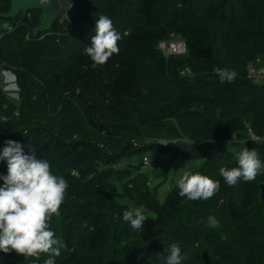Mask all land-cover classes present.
Returning a JSON list of instances; mask_svg holds the SVG:
<instances>
[{"label": "trees", "instance_id": "16d2710c", "mask_svg": "<svg viewBox=\"0 0 264 264\" xmlns=\"http://www.w3.org/2000/svg\"><path fill=\"white\" fill-rule=\"evenodd\" d=\"M69 1V23L56 18L36 34L40 10L0 16V71L12 72L18 88L13 100L0 86V115L8 118L0 146L19 141L68 182L49 221L65 244L55 264H161L173 242L184 264H264V173L233 186L218 173L245 147L264 160V82L248 75L264 60V0ZM9 8L0 0V14ZM100 15L121 34L119 54L103 65L83 51L95 34L89 17ZM170 34L184 40L183 55L159 50ZM217 68L235 70V80L221 83ZM240 131L247 137L237 152L221 144ZM157 134L175 139L163 151L168 158L144 143ZM178 159L200 161L190 172L219 181V190L189 201L174 185L159 201L144 170ZM111 182L120 190H108ZM128 208L148 216L140 232L121 219ZM209 215L218 228L205 226ZM46 258L13 251L0 254V264Z\"/></svg>", "mask_w": 264, "mask_h": 264}, {"label": "clouds", "instance_id": "9594fccd", "mask_svg": "<svg viewBox=\"0 0 264 264\" xmlns=\"http://www.w3.org/2000/svg\"><path fill=\"white\" fill-rule=\"evenodd\" d=\"M40 2L47 4L48 0ZM94 27L95 34L89 37L90 43L83 51L95 64L103 65L111 56L119 54L117 42L121 34L106 15H100ZM214 71L221 83L231 84L237 76L235 70L227 68ZM7 119L0 115V124L6 123ZM234 159V167L218 169L219 176L228 186L238 181L251 182L264 173V160L255 149L245 147ZM0 161L5 165V171L0 173V254L14 251L24 257L39 258L44 253L47 258L43 264H55V258L61 255L65 244L50 228L49 221L58 214L65 200L68 182L51 171L48 160L38 157L35 151L16 140L3 141ZM175 187L178 196L196 201L211 198L220 184L207 175L185 171L176 180ZM147 218L140 208H128L121 214V219L139 232ZM204 223L209 228L219 227V221L212 215ZM186 260L179 243L173 242L161 264H184Z\"/></svg>", "mask_w": 264, "mask_h": 264}, {"label": "rangeland", "instance_id": "374dc122", "mask_svg": "<svg viewBox=\"0 0 264 264\" xmlns=\"http://www.w3.org/2000/svg\"><path fill=\"white\" fill-rule=\"evenodd\" d=\"M208 1L214 2L216 0H208ZM58 2L60 5V8H59L56 18L60 19L64 24H66V22L69 23L68 17L66 20H65V17L68 16V12L72 10L73 3L70 2L69 0H58ZM93 17L94 16L89 17V21L90 22L92 21L95 24L96 17L95 18ZM92 28L95 31V27L92 26ZM168 39H170V37ZM180 39L181 38L176 36V39L174 40H180ZM261 59L262 58L258 57L256 61H254L255 63L251 66V68L252 67L258 68L259 66L263 65L264 60L263 59L261 60ZM146 82H147L148 87H150V85H153V81L149 80L148 78L146 79ZM259 82H261V80L260 81L258 80V83ZM0 86H1L2 91L6 94V96L9 99H13V100L17 99L16 92L18 88L15 82V76L12 72L7 71V70L0 71ZM245 126H247V124ZM242 131L238 132V134L234 135L231 139L221 142V144L223 146H226V148H228L232 152H237L247 137V134H245ZM158 135L159 134L145 138L147 140H145L144 143L146 142V144H151L154 142L158 146H160L159 150L161 151V153L159 154L164 155V156L162 155L161 158L159 159L161 160L163 158H168V156L165 155L168 150L167 148L169 147L170 144L175 142V139H171L168 137H162ZM248 137L254 140H260L258 137L254 136V134L251 132H248ZM262 140H264V138H261V141ZM158 143H169V144L162 145ZM134 144H137L136 141H134ZM163 151H166V152H163ZM149 154L151 153L147 151L142 156L145 155L147 157H150ZM135 158L133 159L136 160ZM199 163L200 161L198 160L183 162L181 159H178V160H174L171 163H166V165L159 164L155 168H151V165H150L149 167H146L144 171L146 173L147 180L149 181L150 188H153L156 191L157 198L159 199V201H163L167 193L175 185V182L179 178V176L185 171H191L192 169L196 168L199 165ZM117 185L118 184L111 182V184H109L108 186L109 187L108 190L110 191L120 190L118 189ZM123 202H125V200H123Z\"/></svg>", "mask_w": 264, "mask_h": 264}, {"label": "water", "instance_id": "95a60500", "mask_svg": "<svg viewBox=\"0 0 264 264\" xmlns=\"http://www.w3.org/2000/svg\"><path fill=\"white\" fill-rule=\"evenodd\" d=\"M60 5L58 0H48L47 4H43L40 0H10L9 11L0 14L4 18H15L19 13L26 15L29 11L40 10L42 12L41 23L36 26L33 33L48 30L54 19L57 17Z\"/></svg>", "mask_w": 264, "mask_h": 264}, {"label": "built area", "instance_id": "2783aa9c", "mask_svg": "<svg viewBox=\"0 0 264 264\" xmlns=\"http://www.w3.org/2000/svg\"><path fill=\"white\" fill-rule=\"evenodd\" d=\"M180 38V37H179ZM176 36L170 34V39L165 41H161L158 45L159 50H161L162 54L165 57L169 56H178L183 55L185 53V43L184 40H174ZM248 75L252 79H259L264 82V64L259 66L258 68H249ZM142 163L144 166L149 165V159L147 157H143Z\"/></svg>", "mask_w": 264, "mask_h": 264}]
</instances>
